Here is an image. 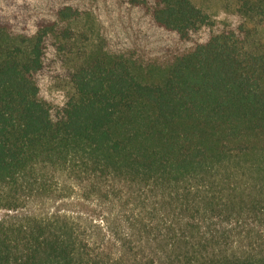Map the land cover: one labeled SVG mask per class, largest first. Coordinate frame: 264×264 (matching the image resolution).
<instances>
[{
  "label": "trees",
  "instance_id": "trees-1",
  "mask_svg": "<svg viewBox=\"0 0 264 264\" xmlns=\"http://www.w3.org/2000/svg\"><path fill=\"white\" fill-rule=\"evenodd\" d=\"M237 10L264 29V0ZM91 11L124 41L103 29L53 112L46 61ZM209 23L196 0H0V264H264L241 229L264 222V45L184 46ZM69 184L101 222L20 214Z\"/></svg>",
  "mask_w": 264,
  "mask_h": 264
},
{
  "label": "rangeland",
  "instance_id": "rangeland-1",
  "mask_svg": "<svg viewBox=\"0 0 264 264\" xmlns=\"http://www.w3.org/2000/svg\"><path fill=\"white\" fill-rule=\"evenodd\" d=\"M196 4L209 14L210 23L194 31L188 44H184L185 47L201 42L212 33L225 30H233L239 38L245 39L248 49L260 48L264 45V29L258 22H248L239 14L238 0H196ZM101 33L110 46H121L124 41L115 19L110 18L109 14L102 17L96 11H91L90 15H85L72 23V38L66 41L62 50H56L46 61L41 94L50 104L53 112H56L58 107L72 95V73L81 63L83 54L90 52L103 41ZM66 189L61 196L35 202L28 211L20 214L25 216L27 213L40 216L65 214L78 218L84 224L89 223L91 219L101 222V215L109 213V207L104 203L101 202V205L97 199L83 195L76 187L74 189L69 184ZM120 209L117 207L112 212L115 213ZM6 214L7 211L0 210V218ZM243 228L245 231H252V236L264 239V222L254 221L241 229ZM102 237L98 236L96 240L100 241ZM148 244L157 246L158 242L149 241Z\"/></svg>",
  "mask_w": 264,
  "mask_h": 264
}]
</instances>
